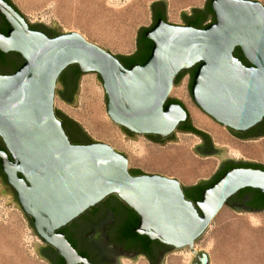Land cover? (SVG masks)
Wrapping results in <instances>:
<instances>
[{"label": "water", "instance_id": "obj_1", "mask_svg": "<svg viewBox=\"0 0 264 264\" xmlns=\"http://www.w3.org/2000/svg\"><path fill=\"white\" fill-rule=\"evenodd\" d=\"M164 2L168 22L160 19L145 34L153 43L150 57L143 65L127 69L117 58L124 55L114 56L80 33H66L55 20L53 27L32 24L19 9L0 0V15L10 27L7 35L0 33V52H14L24 60L15 73L0 75V139L6 148L0 151V159L17 197L1 184L0 194L15 198L32 219L31 223L28 218L33 230L56 249L65 264L90 263L59 231L111 196L139 216L137 234L171 247V251L190 249L199 261L196 264H209V255L197 252L196 242L225 207L250 211L235 201L254 208L264 206L260 196H264V171L233 169L237 164L257 163L229 159L207 133L210 139L200 138L208 140L215 153L204 155L199 145L193 151L202 158H220V168L211 180L186 187L178 179L130 169L126 154L93 140L80 123L55 108L56 95L61 97L65 84L59 82L62 74L77 66L84 75L100 76L107 115L125 134V130L134 134H127L130 138L168 139L156 142L161 145L179 142L176 132H185L180 127L188 120L189 111L167 103L188 73L175 85L179 74L198 67L190 88L197 107L238 139L263 138L264 133L255 138L248 135L264 130L262 3L212 0L216 22L197 29L169 23L168 1ZM186 14L182 13L184 22ZM31 26L43 31L45 26L58 36L50 38ZM238 48L250 66L234 56ZM82 78L71 104L75 108L80 106ZM56 111L81 126L84 135L78 141L92 143L73 144ZM135 170L144 174L133 176L130 171ZM219 175L223 176L199 201L186 198V189L204 187Z\"/></svg>", "mask_w": 264, "mask_h": 264}, {"label": "rangeland", "instance_id": "obj_2", "mask_svg": "<svg viewBox=\"0 0 264 264\" xmlns=\"http://www.w3.org/2000/svg\"><path fill=\"white\" fill-rule=\"evenodd\" d=\"M157 1L161 0H12L30 23L53 27L55 20L66 33H80L114 56L136 52L138 32L151 25V6ZM163 1H168L169 23L184 26L182 13L190 14L193 8H202L208 0ZM251 1L264 6V0ZM86 79L91 81L95 91H83ZM190 83L191 73H188L170 98L183 102L195 125L194 115L198 112L208 124L229 138L228 145L235 144L232 149L224 147L227 143L217 146L226 151L228 158L264 164V139L247 143L236 140L228 129L197 107ZM80 86L78 108L66 104L58 95L55 108L80 123L93 140L126 154L130 169L178 179L184 185L210 178L216 171L220 159L196 155L193 149L199 140L194 136L179 133L176 135L179 142L161 145L147 136L139 135L138 140H134L125 134L107 115L105 92L98 74L83 75ZM200 129L209 133L213 140L209 129ZM44 245L15 198L0 194V264H48L39 256ZM195 249L209 255V264H264V212H236L225 207L196 242ZM197 261L190 249H182L169 252L161 264H196ZM125 263L148 264L144 259H127Z\"/></svg>", "mask_w": 264, "mask_h": 264}, {"label": "flooded vegetation", "instance_id": "obj_3", "mask_svg": "<svg viewBox=\"0 0 264 264\" xmlns=\"http://www.w3.org/2000/svg\"><path fill=\"white\" fill-rule=\"evenodd\" d=\"M206 7L207 2L202 7L203 12L186 14V26L190 18L199 19L208 14ZM166 11V3L163 0L154 2L151 7V25L147 28L152 29L160 19L168 22ZM5 22V19L0 15V33L3 35H7L10 30V27L8 25L6 26ZM31 29L45 34L41 27L33 28L31 26ZM23 63L24 60L17 53L0 52V75H11L15 73ZM73 72H69L66 75V81L62 87L63 101L69 105L73 104L77 89L76 82L72 79ZM61 121L67 123L64 117H62ZM263 133L264 130H254L249 132L248 135L255 138ZM152 140L155 142H163L168 139H162L156 136ZM198 149L204 155L212 152L215 153L216 151L214 146L206 139H202ZM0 151H6L1 139ZM0 184L17 197L15 190L7 183L6 175L2 170L1 159ZM235 203L241 209L255 210L247 203L236 201ZM129 214V210L124 203L116 196H111L96 207L85 212L75 221L64 227L62 232L59 231V233L63 234L78 254L85 257L90 264H126L125 260L127 259L132 261L144 259L148 264H161L168 250L165 246H155L148 257L140 249L132 248L129 238H125L122 235V230L129 219ZM40 255L48 264H61L63 260L54 247L46 244L40 250Z\"/></svg>", "mask_w": 264, "mask_h": 264}, {"label": "trees", "instance_id": "obj_4", "mask_svg": "<svg viewBox=\"0 0 264 264\" xmlns=\"http://www.w3.org/2000/svg\"><path fill=\"white\" fill-rule=\"evenodd\" d=\"M4 1L7 2L9 5H11L14 9H16L18 11V8L12 2V0H4ZM211 1L212 0H209L207 2L206 9L208 10V14H206L204 17L199 18V19L190 18L188 20L187 26H191V27H194V28H197V29H204V28L207 27V26H204V24L206 22L210 21L211 24L216 22V17H215L214 12H213V10L211 8ZM193 12L201 13L203 11L201 9L196 8V9L193 10ZM5 25L7 26V23ZM149 30H151V29L142 28L139 31V34H138V37H137V50H136V52L133 55L117 57L119 59V61L121 62V64L125 68L129 69L130 67H132L134 65H143L148 60V58L150 57L152 49H153V43L150 40H148L146 38V36H145L146 32H148ZM44 32L50 38L58 36V35L53 34L52 30H50L49 28H47L45 26H44ZM234 56L236 58H238L244 65L250 66L249 62L245 59L243 53L241 52V50L239 48L236 49V51L234 53ZM197 68L198 67H196V68H194L192 70L181 72L179 74V76L177 77L176 81H175V85H178V83L182 80V78L187 73H189V71H191V73H192L191 83H190V88H191V85H192V82H193V77H194V74H195ZM72 71H74L73 75H72V79H74V81L76 82V88H77L76 89V95H77L80 79L84 75V74H82L79 71V68L77 66H70L62 74L59 82L65 83L66 75L69 72H72ZM59 95H61V97H63V93L62 92H59ZM167 104H177V105L182 106L184 109H186V107L183 104V102L178 100V99H169ZM56 114H57V117L60 120H62V117L66 118L67 123H65V122L63 123L62 122L63 128H64L66 134L68 135V137L70 138V141L73 144H91L92 143V142H89L88 139H86L87 141H85V142L78 141L79 138H82L83 135H84V131L81 128V126L77 122H75L74 120H72L69 117L65 116L62 112L56 111ZM180 128H181V130H183V131H185L187 133L195 134V135H197V136H199L201 138H209L210 139V137L207 134L197 130L192 125V120H191L190 114L188 115L187 122L184 123ZM125 132L127 134L131 135V136L134 135V134L130 133L127 130H125ZM149 138H151V136H149ZM5 150H6V148H5ZM236 168H245V169H254V170L264 171V165H261V164H250V163L237 164V165H235L233 167V169H236ZM130 172H131V174L133 176H141V175L144 174L140 170H135V171H130ZM222 176L223 175H219L218 177H216L213 181L209 182L204 187L197 186V187H195L193 189H186V192H185L186 193V198L188 200L192 201V202L199 201L201 199V197H202L203 192L206 189L210 188ZM260 196L264 200V196L262 194ZM250 207L254 208V206H250ZM126 208L129 210L130 214H129V219H128L127 223L125 224L124 229L122 230L123 231L122 235L125 238H129V240L131 241L132 248L140 249V251H142V253H145L149 257L151 252H152V249L155 246H157V245L165 246V245H162L161 243H159L158 241H152L146 236H140L139 234H137L136 233V228H137V226L139 224V216L133 210H131L128 206H126ZM254 209L255 210L256 209L257 210L258 209L261 210V209H264V206H263V208L262 207H258V208L255 207ZM28 218H29L30 222L32 223V219L30 217H28ZM32 228H34L33 225H32ZM62 231H63V229L60 230V232H62ZM165 247L168 249L166 254L168 252H170L171 250H173L171 247H168V246H165ZM61 264H65V262L62 260Z\"/></svg>", "mask_w": 264, "mask_h": 264}, {"label": "bare ground", "instance_id": "obj_5", "mask_svg": "<svg viewBox=\"0 0 264 264\" xmlns=\"http://www.w3.org/2000/svg\"><path fill=\"white\" fill-rule=\"evenodd\" d=\"M91 82V81H90ZM89 81H87V79L85 81H83L82 84V89L84 92H92L95 91V87L93 86L92 83H90ZM93 95H95V92L93 93ZM98 97V96H97ZM95 98V97H94ZM194 120L195 123L197 125L198 128H207L205 130L210 131V133L213 136L214 141L216 142L217 145H224L225 143H227V141H229L226 137V135L220 131L219 129L215 128V126H211L210 124H208L202 117H200V115L195 114L194 115ZM227 148H231L232 149V145L227 143V145H225ZM203 172L206 173V171L203 170ZM201 174V173H200ZM204 174V173H203ZM201 174V175H203Z\"/></svg>", "mask_w": 264, "mask_h": 264}, {"label": "crops", "instance_id": "obj_6", "mask_svg": "<svg viewBox=\"0 0 264 264\" xmlns=\"http://www.w3.org/2000/svg\"><path fill=\"white\" fill-rule=\"evenodd\" d=\"M17 7V6H16ZM18 8V7H17ZM19 9V8H18ZM198 9H202V8H198ZM21 12V11H20ZM22 13V12H21ZM26 18V17H25ZM185 26H186V24H185ZM133 55V54H132ZM126 56V55H125ZM128 56H130V55H128ZM175 88H176V86H175ZM179 100V99H178ZM195 114H198V115H200V117H202V115L200 114V113H198V112H196ZM190 117H191V120H192V116H191V114H190ZM203 118V117H202ZM192 124H193V126L197 129V130H200V131H202V132H204V133H207V132H205V131H203V130H201L200 128H198L195 124H194V122H193V120H192ZM212 126V125H211ZM184 134V135H191V136H194L195 138H197L198 140H199V142H198V144H197V146L198 145H200V143L202 142V139L200 138V137H198V136H196L195 134H192V133H185V132H180V131H177L176 132V135L177 134ZM207 134H209V133H207ZM210 135V134H209ZM236 138V137H235ZM264 139V137L263 138H260V139H258V140H248V141H244V140H241V139H238V138H236V140H238L239 142H243V143H247V142H256V141H259V140H263ZM214 140V139H213ZM228 142V141H227ZM214 143V145L217 147L218 145L215 143V142H213ZM232 146L233 145H235V144H231ZM224 147H226V146H224ZM227 148V147H226ZM235 148H237L236 146H235ZM231 152V151H230ZM230 156H231V154H230ZM211 158H216V157H206L205 159H211ZM218 158V157H217ZM220 159V158H219ZM229 159H231V158H229ZM231 160H233V159H231ZM257 164H260V163H257ZM220 165H221V160H220V163L218 164V167H217V169H216V171L214 172V174L212 175V176H210V178H202V179H200L198 182H195V183H191V184H189V185H184L183 183V185L184 186H186V187H191V186H196V185H198V183L201 181V180H207V181H209V180H211L212 178H213V176L217 173V171L219 170V168H220ZM261 165H264V164H261ZM227 208H230V209H232L230 206H227ZM233 210V209H232ZM233 211H235V210H233ZM236 212H238V211H236ZM242 212H245V213H253V214H260V213H263L264 211H262V212H250V211H242ZM39 254H40V252H39ZM39 256H41V255H39ZM41 258H42V256H41ZM42 260H43V258H42ZM45 261V260H44Z\"/></svg>", "mask_w": 264, "mask_h": 264}]
</instances>
